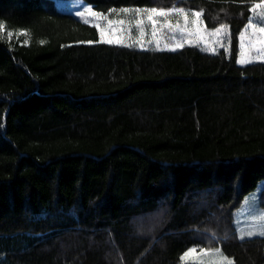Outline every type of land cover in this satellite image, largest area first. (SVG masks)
I'll return each mask as SVG.
<instances>
[{"label":"trees","instance_id":"obj_1","mask_svg":"<svg viewBox=\"0 0 264 264\" xmlns=\"http://www.w3.org/2000/svg\"><path fill=\"white\" fill-rule=\"evenodd\" d=\"M85 1L201 11L229 46L101 43L56 0H0V264H264L235 223L259 187L264 207V62L238 63L264 0Z\"/></svg>","mask_w":264,"mask_h":264},{"label":"rangeland","instance_id":"obj_2","mask_svg":"<svg viewBox=\"0 0 264 264\" xmlns=\"http://www.w3.org/2000/svg\"><path fill=\"white\" fill-rule=\"evenodd\" d=\"M56 5L59 10L72 13L78 19L84 22H85V19H87L89 21L87 23H90L92 25H94L97 22L95 18L81 17L78 15V13L84 12L87 8H92L93 11L98 12L104 16H107L108 20L123 19L125 21L123 26H109L106 20L101 19L99 21V23L101 24V27L105 29V38L114 39V40L119 41V43H112V44L127 45V46L135 45L140 49L155 48L161 51H173L171 49L175 47L176 41H181L183 43V47L176 48L175 51L183 49L186 46H199L212 53H215L222 48H228L229 46V42H228V37L230 34L229 28L227 30V33H221L219 37L206 34L205 39L203 41L192 40L190 42L187 38V33H181L179 31H175V32L170 31L167 28H161L159 24L157 25V28L159 29V31H157L156 36L153 37L152 28L150 25H148L147 21L145 20L144 35L141 37L139 33V29L135 27V18H136L135 13L124 14L120 11H115V12L111 11L107 13L99 12L95 10L92 7V5L89 4L85 0H56ZM260 11L262 10L257 9L256 13H252V16L250 19L252 22L254 23L259 22L258 13ZM117 12H120V14L117 15L116 14ZM139 18L143 19L144 17L142 15ZM159 19L163 21L164 18L160 17ZM189 19H191V16L189 17ZM178 20L181 24H183L182 18L175 16V15L170 17V22L173 24L177 23ZM130 24H131V31L129 32L127 29L129 28ZM202 24L203 26H205L206 33H210L211 31L214 30V29H209L206 26L203 20V17H202ZM261 26H264V25H261ZM109 27H114V28L122 27L123 30L122 31L113 30L110 32ZM245 28L243 29L242 33H244ZM250 31L251 30H249V32ZM218 39L224 43L225 45L224 47H221L219 43H216ZM251 40H252L251 36H246V39L244 41V44H245L244 51L251 59V62L247 64L264 62V58L257 57V53L255 49H252L251 51H249V44ZM141 44L143 45V47L140 46ZM240 44H241V41H240ZM212 48L215 49L214 52L211 50ZM247 64H243V65H247ZM260 193H261V187H259L255 191H252L250 194L246 196L243 204L235 211V223H236V227L238 228L239 237H241L243 233L250 231V230L256 232L257 234L251 237L245 236V238L264 236V235L259 234L262 230H264V221L259 219L260 217L264 216V207L260 205ZM196 249L199 250L198 248ZM222 253L224 256L228 257L230 260H233L232 257L228 256L223 251ZM205 259L207 260V258ZM182 263L183 264H198V261L194 258L185 259V254H184L182 257Z\"/></svg>","mask_w":264,"mask_h":264},{"label":"snow or ice","instance_id":"obj_3","mask_svg":"<svg viewBox=\"0 0 264 264\" xmlns=\"http://www.w3.org/2000/svg\"><path fill=\"white\" fill-rule=\"evenodd\" d=\"M257 9H261L258 13L259 17V22L254 23L251 20L247 24L244 33L240 35V56L238 63L240 64H247L251 62L250 57L246 54L244 51L245 44L244 41L246 39V36H251L252 40L249 44V51L252 49H255L257 53L258 58H264V4H255L252 7L253 13H256ZM116 10H113L115 12ZM120 12L124 14L128 13H135V27L139 29L140 36L142 37L144 35V24L145 20L147 21L148 25L151 26L152 28V35L153 37L156 36L157 31L159 29L157 28V25L159 24L161 28H167L170 31H179L181 33H187V38L191 42L192 40L196 41H203L205 39V35H212V36H217L219 37L221 33H227L228 26L227 25H220L219 27L214 28L213 31L210 33H206L205 26L202 24V16L203 13L201 11H194V12H188L184 8H170V9H162V8H124L121 9ZM120 12H117L116 14L119 15ZM79 16L81 17H93L97 21L93 26L98 28L100 30V40L99 42L101 43H107V44H112V43H119V41L114 40V39H107L105 38V29L101 27V24L99 21L101 19L106 20L107 24L109 26H123L125 21L123 19H117V20H108L107 16H104L98 12L93 11L92 8H87L84 12L78 13ZM143 15V19L139 18ZM178 16L183 19V24L177 21V23L173 24L170 22V17L172 16ZM191 16V19L189 17ZM163 17V21H161L159 18ZM85 22H89L87 19H85ZM3 30V25L0 24V31ZM113 30H123L122 27L120 28H114V27H109V31ZM129 32L131 31V24L129 28L127 29ZM249 30H251L249 32ZM19 35H24L27 36L26 32H21ZM13 33L8 32L7 37L10 39L12 38ZM2 38V37H0ZM43 43V41H41ZM91 43V42H89ZM216 43H219L221 47H224V43L221 40H217ZM131 46V45H129ZM143 47V45H140ZM183 47V43L181 41H176L175 47H173L171 50L175 51L176 48ZM213 52L215 51L214 48L211 49ZM262 221H264V216L260 217ZM257 233L254 231H247L241 235V239H244L245 236L251 237L256 235ZM260 235H264V230H262ZM188 258H194L198 261V264H234L233 260H230L228 257L224 256L222 253V250L219 248L216 249H199L197 250L196 248L189 249L185 253V259ZM207 258V260L205 259Z\"/></svg>","mask_w":264,"mask_h":264}]
</instances>
